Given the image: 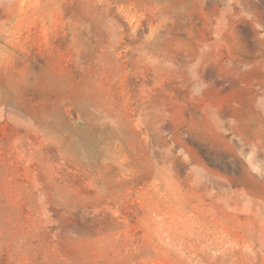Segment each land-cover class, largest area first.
Listing matches in <instances>:
<instances>
[{"label": "rangeland", "instance_id": "rangeland-1", "mask_svg": "<svg viewBox=\"0 0 264 264\" xmlns=\"http://www.w3.org/2000/svg\"><path fill=\"white\" fill-rule=\"evenodd\" d=\"M0 264H264V0H0Z\"/></svg>", "mask_w": 264, "mask_h": 264}]
</instances>
